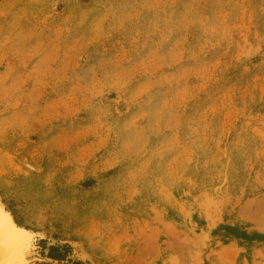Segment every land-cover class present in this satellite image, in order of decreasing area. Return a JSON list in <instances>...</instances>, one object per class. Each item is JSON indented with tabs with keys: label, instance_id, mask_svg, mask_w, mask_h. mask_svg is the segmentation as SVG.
<instances>
[{
	"label": "rangeland",
	"instance_id": "1",
	"mask_svg": "<svg viewBox=\"0 0 264 264\" xmlns=\"http://www.w3.org/2000/svg\"><path fill=\"white\" fill-rule=\"evenodd\" d=\"M0 209L6 264H264V0H0Z\"/></svg>",
	"mask_w": 264,
	"mask_h": 264
},
{
	"label": "water",
	"instance_id": "2",
	"mask_svg": "<svg viewBox=\"0 0 264 264\" xmlns=\"http://www.w3.org/2000/svg\"><path fill=\"white\" fill-rule=\"evenodd\" d=\"M0 213L4 216L6 215L7 219L9 220L10 224H11V233H2L3 235V239L2 241H0V247H1V255H0V264L3 263V258L5 256V252L7 250V248L9 247V243L11 242V240L13 238H15L17 236V234L19 233V229L13 225V223L11 222V220L9 219V217L7 216L6 212L2 209H0Z\"/></svg>",
	"mask_w": 264,
	"mask_h": 264
},
{
	"label": "trees",
	"instance_id": "3",
	"mask_svg": "<svg viewBox=\"0 0 264 264\" xmlns=\"http://www.w3.org/2000/svg\"><path fill=\"white\" fill-rule=\"evenodd\" d=\"M68 251V245L64 244L62 246L49 245L45 253L40 249L39 253L51 260H62L65 257V253ZM80 264V263H79Z\"/></svg>",
	"mask_w": 264,
	"mask_h": 264
},
{
	"label": "bare ground",
	"instance_id": "4",
	"mask_svg": "<svg viewBox=\"0 0 264 264\" xmlns=\"http://www.w3.org/2000/svg\"><path fill=\"white\" fill-rule=\"evenodd\" d=\"M11 230H12V228H11V224H10V222H9V220L7 219V217H6V215L4 216V214L2 215L1 213H0V241H2V239H3V235H2V233H8L9 234V232L11 233ZM20 234H22V233H20ZM19 234V235H20ZM26 234V233H25ZM18 235V234H17ZM22 236H24L23 238H25V236H27V235H22ZM17 238V237H16ZM20 238V237H19ZM18 239V238H17ZM22 239V238H21ZM25 241V240H24ZM13 242V241H12ZM20 243H21V241H20ZM20 243H19V245H20ZM12 244V243H11ZM15 244H18V243H15ZM19 245H17V246H19ZM11 249V248H10ZM13 249H14V247H13ZM16 249V248H15ZM8 251V250H7ZM10 251V250H9ZM12 254V253H11ZM0 255H1V247H0ZM10 254H8V256H9ZM5 258L7 257V256H4ZM4 259V258H3ZM10 260V259H9ZM5 261V260H4ZM3 264H6V262L5 263H3Z\"/></svg>",
	"mask_w": 264,
	"mask_h": 264
}]
</instances>
